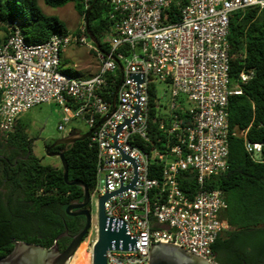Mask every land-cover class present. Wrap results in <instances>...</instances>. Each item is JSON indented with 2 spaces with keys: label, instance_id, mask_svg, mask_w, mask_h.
Instances as JSON below:
<instances>
[{
  "label": "built area",
  "instance_id": "built-area-1",
  "mask_svg": "<svg viewBox=\"0 0 264 264\" xmlns=\"http://www.w3.org/2000/svg\"><path fill=\"white\" fill-rule=\"evenodd\" d=\"M170 3L111 0L113 34L105 39L109 52L96 47L85 26L79 35L54 33L44 43L30 44L18 24L8 22L10 34L0 46V131L8 134L22 113L52 103L63 112L59 131L71 133L74 129L68 131V126L77 122L94 129L87 139L97 150L96 187L90 193V205L94 201L97 209L106 192L105 176L107 193L120 189L118 174L124 188L133 181L129 163L105 164L122 159L115 149L105 148L113 147L107 136L113 137L115 127L124 124L122 117L128 121L135 113L131 108L137 99L128 94L136 95L137 85L129 75H143L139 115L117 140L137 163V194L127 191L105 202L107 217L125 222L130 237H139V251L108 250L107 264H149L150 246L159 244L216 262L212 247L229 228L222 218L225 195L208 182L228 168L229 97L242 95L241 84L254 76L243 71L236 82L231 80L230 19L248 9L264 10V0H189L176 22L164 15ZM73 44L94 53V75L81 78L64 72L62 50ZM152 84L166 96L160 97L165 107L159 119H152L150 112ZM153 123L166 136L163 149L152 148L159 143L151 140ZM246 134L232 133L244 138L255 162H264V144L249 141ZM191 174L194 190L184 186ZM93 231L94 246L98 225L91 224L89 233Z\"/></svg>",
  "mask_w": 264,
  "mask_h": 264
},
{
  "label": "trees",
  "instance_id": "trees-1",
  "mask_svg": "<svg viewBox=\"0 0 264 264\" xmlns=\"http://www.w3.org/2000/svg\"><path fill=\"white\" fill-rule=\"evenodd\" d=\"M43 1L53 8L72 2L84 20L88 13L89 30L102 50L109 52L105 39L113 34L111 0H90L87 7L85 0ZM188 1L171 0L164 15L170 22L179 21ZM8 22L18 24L30 44L44 43L54 33H69L58 17L43 12L39 0H0V46L10 34ZM80 33L81 29L75 32ZM228 42L232 82H236L243 71L253 72L254 76L241 84L242 95L229 97L228 168L208 182L209 188L220 189L225 195L227 209L222 218L229 225L212 248L217 264H264V162H255L245 150L244 138L232 135L246 130L249 141L264 142V10L252 8L235 13L230 19ZM159 92L152 84V119L164 115L165 105ZM151 140L153 143L159 140L152 148L163 149L161 145L166 136L155 123ZM19 153L23 159L16 158ZM65 158L68 180L84 183L92 193L96 187L97 150L90 145V139L69 146ZM262 158L264 160V149ZM189 177L184 186L194 190V175ZM83 198L81 187L65 181L61 164L43 165L34 155L32 140L18 120L8 134L0 131V258L13 250L16 241L46 249L57 244L64 251L72 237L86 225L85 217L69 216L66 209ZM87 209L91 210L90 204Z\"/></svg>",
  "mask_w": 264,
  "mask_h": 264
},
{
  "label": "water",
  "instance_id": "water-1",
  "mask_svg": "<svg viewBox=\"0 0 264 264\" xmlns=\"http://www.w3.org/2000/svg\"><path fill=\"white\" fill-rule=\"evenodd\" d=\"M91 9V8H90ZM89 9V11H90ZM84 26L86 27L87 35L89 39L96 45L97 48H101L99 41L89 30V21L88 13L86 15V20ZM129 81L137 85L136 95H131L137 99L136 108H131L128 105L127 107L134 110V116L130 120H124V124L116 128V132L113 137L107 136L113 140V147L105 149H115L121 156L122 159L120 162H110L105 164H117V163H129L133 167V181L131 184L124 188L121 185L120 176V189L113 193H107V184L105 176V196L101 197L98 200V209H97V225H98V238L96 243L93 246L92 250V264H107L106 254L107 251H139V237H130L128 226L125 222L121 220L110 219L105 213V202L112 197L118 196L127 191L135 192V187L138 183V166L137 163L127 156L121 149L118 147L117 140L121 130L130 125L135 121L139 115V86L143 83V75H129ZM115 98L113 99V112L115 109ZM106 118L102 121L104 122ZM101 122V123H102ZM100 123V124H101ZM98 124L97 127L100 125ZM94 129L89 130L86 133H82L79 130H72L68 135L61 137L56 140L55 143L47 148L46 153L49 156H55L59 158L61 165L63 167L64 179L68 185H77L82 188L84 193L83 201L75 202L69 205L66 209V213L69 216H83L86 219V225L83 230L77 235L72 237L70 244L64 251L59 250L57 244L52 248L46 249L36 244H30L26 242L16 241L13 250L5 257L0 258V264H69L80 245L89 234L91 224H92V215L91 211L87 209V206L90 204V191L88 187L79 181H69L68 180V163L65 158V152L69 146L74 145L78 141H83L90 137ZM249 144V142H248ZM264 144V142L257 143ZM63 145L64 148L58 152H51V149L55 146ZM136 193V192H135ZM137 194V193H136ZM149 264H217L216 262H210L207 259L192 254L185 249L167 244L151 245L149 253Z\"/></svg>",
  "mask_w": 264,
  "mask_h": 264
},
{
  "label": "rangeland",
  "instance_id": "rangeland-1",
  "mask_svg": "<svg viewBox=\"0 0 264 264\" xmlns=\"http://www.w3.org/2000/svg\"><path fill=\"white\" fill-rule=\"evenodd\" d=\"M39 4L47 16L58 17L66 25L70 34H75L76 30H82L84 27L85 20L76 11L74 3L70 2L63 7L57 8L47 6L43 0H39ZM97 65L98 61L94 53L87 46L73 44L62 50V68L76 77L87 78V76L95 73ZM159 95L166 98L162 90ZM62 117V109L53 103L35 106L18 117V122L26 128L28 136L32 140L34 155L41 159L43 165L61 164L59 158L47 155L45 144L68 135L69 132L64 133L58 129ZM71 129L79 130L82 133L89 131V127L83 122L69 125L68 131ZM90 207L94 227L97 225V208L94 201ZM95 238L96 232H90L69 264H92L93 241Z\"/></svg>",
  "mask_w": 264,
  "mask_h": 264
},
{
  "label": "flooded vegetation",
  "instance_id": "flooded-vegetation-1",
  "mask_svg": "<svg viewBox=\"0 0 264 264\" xmlns=\"http://www.w3.org/2000/svg\"><path fill=\"white\" fill-rule=\"evenodd\" d=\"M56 140H53V141H49L45 144V151L47 150V148L51 147L54 143H55ZM63 145H58V146H55L54 148L51 149V152H58L60 151L61 147ZM64 147V146H63ZM30 154V152H29ZM17 159H23L24 156L22 155V153H19L17 156H16ZM91 211V210H90ZM60 250V249H59Z\"/></svg>",
  "mask_w": 264,
  "mask_h": 264
},
{
  "label": "crops",
  "instance_id": "crops-1",
  "mask_svg": "<svg viewBox=\"0 0 264 264\" xmlns=\"http://www.w3.org/2000/svg\"><path fill=\"white\" fill-rule=\"evenodd\" d=\"M97 67H98V65H97ZM96 71H97V69H96ZM96 71H95V73H96ZM95 73H94V74H95ZM94 74H92V75H94ZM92 75H90V76H92ZM90 76H87V77H90ZM55 165H57V164H55Z\"/></svg>",
  "mask_w": 264,
  "mask_h": 264
}]
</instances>
